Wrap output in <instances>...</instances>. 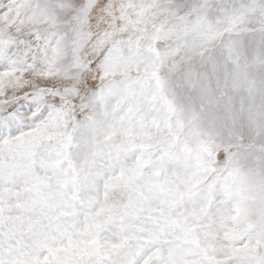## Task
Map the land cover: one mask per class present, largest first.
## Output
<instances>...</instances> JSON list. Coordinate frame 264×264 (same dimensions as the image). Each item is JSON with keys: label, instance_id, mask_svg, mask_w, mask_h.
I'll list each match as a JSON object with an SVG mask.
<instances>
[{"label": "snow or ice", "instance_id": "snow-or-ice-1", "mask_svg": "<svg viewBox=\"0 0 264 264\" xmlns=\"http://www.w3.org/2000/svg\"><path fill=\"white\" fill-rule=\"evenodd\" d=\"M0 264H264V0H0Z\"/></svg>", "mask_w": 264, "mask_h": 264}]
</instances>
